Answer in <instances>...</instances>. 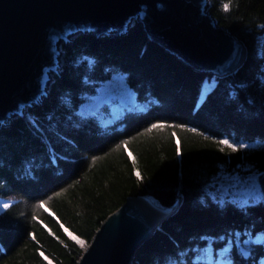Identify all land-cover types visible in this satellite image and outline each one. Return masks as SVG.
I'll use <instances>...</instances> for the list:
<instances>
[{"label": "trees", "instance_id": "1", "mask_svg": "<svg viewBox=\"0 0 264 264\" xmlns=\"http://www.w3.org/2000/svg\"><path fill=\"white\" fill-rule=\"evenodd\" d=\"M207 11L244 43L246 58L198 106L208 75L149 39L140 21L62 44L43 104L26 108L39 131L25 114L0 127V197L14 199L0 212V264H50L43 255L75 264L83 248L61 225L89 243L131 195L164 205L182 197L132 264H264L253 252L264 245V199L237 206L205 193L219 165L264 170V0H209ZM118 77L123 87L98 104ZM154 122L164 126L143 131ZM220 139L251 147L233 152Z\"/></svg>", "mask_w": 264, "mask_h": 264}, {"label": "water", "instance_id": "2", "mask_svg": "<svg viewBox=\"0 0 264 264\" xmlns=\"http://www.w3.org/2000/svg\"><path fill=\"white\" fill-rule=\"evenodd\" d=\"M206 1L0 0V125L13 114L24 118L25 107L46 95L51 73L57 72L59 42L80 32L120 35L133 20L142 23L149 39L194 69L215 77L235 72L246 47L218 25ZM203 85L199 103L210 90L204 92ZM256 179L264 194V170ZM181 201L176 196L164 205L151 195L128 196L100 223L75 264H132L139 246ZM241 251L248 257L249 250Z\"/></svg>", "mask_w": 264, "mask_h": 264}, {"label": "rangeland", "instance_id": "3", "mask_svg": "<svg viewBox=\"0 0 264 264\" xmlns=\"http://www.w3.org/2000/svg\"><path fill=\"white\" fill-rule=\"evenodd\" d=\"M205 7H206L205 9H208L209 0L206 1ZM133 22H134V20L132 21V23ZM128 30H129V28H128ZM74 37H75V34L69 35L67 37L69 40L66 39L67 42L70 41ZM62 44H63L62 41L58 43V49L59 50L61 49V52L58 56V69L56 68L57 72L54 70L51 73V78H50V81H48V85L46 88L47 94H48V90H50V85L52 84L51 82L53 81V78L55 77V75L57 73H59L62 70L61 66H62V64H64V59L62 57L63 56ZM259 46H260V41L258 42V48H259ZM258 53L261 54V50L258 51ZM214 78H213V75L208 77L210 83L212 82L211 84L214 83ZM205 79H207V78H205ZM205 79H204V82H205ZM124 81H125L124 77H118V78L112 80L110 82L112 84V86L105 88L104 93H103L104 97H102L98 101V104L101 103L102 101H104L105 99L112 98L114 96V92L116 90L118 91L119 87H120V89L123 87ZM108 88H111V89L107 90ZM123 94L126 95L127 93L125 94V92L123 91ZM44 96H46V95H44ZM127 96H129V95H127ZM119 99L121 100V103L126 101V99H123V97H119ZM42 104L43 103H39V106ZM24 114L27 116V120L32 121V124L29 123V121H26V123L28 125H30V127L34 128V129L36 128L39 131L38 127L36 126L37 124L34 123V122H36V119L34 120L33 118H31V119L28 118L27 111ZM8 123L9 122H7L5 124H1L0 127L6 125ZM245 145H247L248 147L244 148V150L251 147L250 144L246 143ZM52 154L56 155L53 153V151H51L50 156H52ZM257 172H258V170H256L251 164L247 163L246 161L239 162L238 164H236L233 167H230L226 164L219 165L217 167L216 171L211 176H209V179L206 181L205 193L208 197H210L213 200H216L219 202H229V203H232V204L237 205V206H246V205H250L252 203H256L258 201H261L264 199V194L261 193L260 186H259L257 179H256V173ZM0 198L3 199L2 202L0 201V212L4 211L6 209L5 207H3L4 204H8V206H9L14 200L12 197H8V198L0 197ZM66 234L72 240H74L76 243H78L83 249L89 244V243L85 242L83 239L76 236L74 233L73 234L76 237H74L73 234H71V235L68 234L67 232H66ZM77 237L80 240H77ZM43 256H44V258L47 257L45 255H43ZM46 260L51 262V264H55L48 257Z\"/></svg>", "mask_w": 264, "mask_h": 264}, {"label": "snow or ice", "instance_id": "4", "mask_svg": "<svg viewBox=\"0 0 264 264\" xmlns=\"http://www.w3.org/2000/svg\"><path fill=\"white\" fill-rule=\"evenodd\" d=\"M224 8L227 9L228 8V5L225 4L224 5ZM84 113H81V115H83ZM164 125H162L161 123L159 122H154V123H151L147 128L143 129V131H149L150 129L152 128H157V127H162ZM179 127H185L184 125H179ZM191 131L195 132L196 129H190ZM139 134V133H138ZM210 139H212V137H209ZM127 141L126 140H123V141H120V144H126ZM219 143L221 145H227L229 148L232 149L233 152H236L240 149H244L246 147H248L247 145L243 144V143H232L230 142V140L228 139H220L219 140ZM120 144H117L116 147H119ZM223 149H221L222 151ZM178 151H179V148H178ZM93 159H95V157H93ZM137 179H140V176L139 174H137ZM251 195V194H250ZM3 207L7 208L8 207V204H4ZM221 239L223 240L224 238L221 237ZM228 243L231 244L232 241H231V237L229 238L228 240ZM244 243H247V241H244ZM225 250L227 251V245L225 246ZM37 252H39V249H37ZM233 252H235V248H233ZM253 252L256 253V255H259V256H262L264 257V245H258L256 246L254 249H253ZM40 255H43V253H40ZM246 256H248L249 254H245ZM45 259H47V257H45ZM51 264V262H50ZM253 264H255V259L253 258Z\"/></svg>", "mask_w": 264, "mask_h": 264}, {"label": "bare ground", "instance_id": "5", "mask_svg": "<svg viewBox=\"0 0 264 264\" xmlns=\"http://www.w3.org/2000/svg\"><path fill=\"white\" fill-rule=\"evenodd\" d=\"M81 33V32H80ZM76 34H79V33H76ZM57 69H58V65H57V67H56ZM214 78V77H213ZM212 83V82H211ZM210 83V81H209V79H206L205 80V82H204V85H203V91L204 92H206V91H208L209 89H211L212 88V84ZM211 85V86H210ZM47 88V87H46ZM45 88V89H46ZM202 90V89H201ZM46 96H47V94H46ZM44 97L45 96H43L42 97V99L39 101V102H37V103H33L32 105H31V107L32 106H35L36 104H39V103H41L42 101H43V99H44ZM29 106H26L25 107V109L23 110V112H22V114L24 115V112H25V110H26V108H28ZM17 116H21V115H17V114H13L11 117H9V119L8 120H6L7 122H9L10 121V119L12 118V117H17ZM6 121H5V123H6ZM4 123V124H5ZM2 198H0V201L2 202ZM67 232H68V234H70L71 235V233L67 230ZM74 236V235H73ZM74 237H76V236H74ZM74 239V238H73ZM77 240H80L78 237H77Z\"/></svg>", "mask_w": 264, "mask_h": 264}, {"label": "clouds", "instance_id": "6", "mask_svg": "<svg viewBox=\"0 0 264 264\" xmlns=\"http://www.w3.org/2000/svg\"><path fill=\"white\" fill-rule=\"evenodd\" d=\"M64 43V42H63ZM178 208V207H177ZM172 214V213H171ZM53 215H54V213H53ZM66 228V227H65ZM67 229V228H66ZM68 230V229H67ZM71 232V231H70ZM68 233V232H67ZM72 233V232H71Z\"/></svg>", "mask_w": 264, "mask_h": 264}]
</instances>
